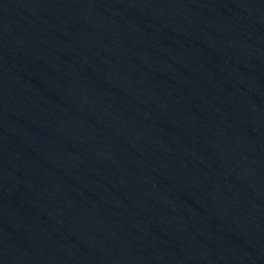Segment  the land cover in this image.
<instances>
[{
	"label": "water",
	"instance_id": "1",
	"mask_svg": "<svg viewBox=\"0 0 264 264\" xmlns=\"http://www.w3.org/2000/svg\"><path fill=\"white\" fill-rule=\"evenodd\" d=\"M0 264H264V0H0Z\"/></svg>",
	"mask_w": 264,
	"mask_h": 264
}]
</instances>
